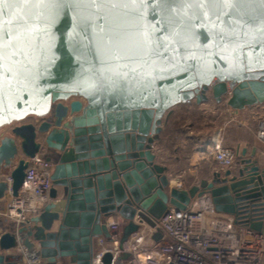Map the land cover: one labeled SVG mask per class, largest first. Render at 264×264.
Segmentation results:
<instances>
[{
  "label": "water",
  "instance_id": "water-1",
  "mask_svg": "<svg viewBox=\"0 0 264 264\" xmlns=\"http://www.w3.org/2000/svg\"><path fill=\"white\" fill-rule=\"evenodd\" d=\"M0 7L6 9L0 27L12 32L0 68V129L52 111L55 119L54 126H17L0 139V200L19 198L40 151L38 136L58 156L43 209L15 223L16 230L0 221V264H20V256L7 253L17 239L27 248L41 245L44 264H93L96 239L110 240L111 215L128 221L125 239L137 229L136 216L154 227L169 209L186 211L202 196L217 213L264 232L257 147L250 158L189 189L170 176L156 150L179 106L224 100L234 112L264 106L259 0L245 5L243 16L226 15L214 3L154 0ZM110 262L106 255L104 263Z\"/></svg>",
  "mask_w": 264,
  "mask_h": 264
},
{
  "label": "built area",
  "instance_id": "built-area-1",
  "mask_svg": "<svg viewBox=\"0 0 264 264\" xmlns=\"http://www.w3.org/2000/svg\"><path fill=\"white\" fill-rule=\"evenodd\" d=\"M259 122L256 143L264 152V107ZM210 154L223 170L235 167L236 152L225 147L222 139L210 144ZM55 165L54 156L39 152L30 160L27 177L13 200L10 217L14 224L26 222L40 212L51 189L50 176ZM42 203V205H41ZM37 205L40 207L37 208ZM21 211V212H20ZM128 221L117 214L106 219L110 240L98 238L93 247V264H105L110 255V264H263L264 232H255L235 222L229 215L214 210L209 196L198 197L186 211L169 209L154 227L136 216L135 231H128L123 239V230ZM161 235L159 241L156 235ZM7 253L21 257L20 264H44L39 244L24 247L21 240ZM126 255L127 258H122ZM57 264H71L59 261Z\"/></svg>",
  "mask_w": 264,
  "mask_h": 264
},
{
  "label": "crops",
  "instance_id": "crops-1",
  "mask_svg": "<svg viewBox=\"0 0 264 264\" xmlns=\"http://www.w3.org/2000/svg\"><path fill=\"white\" fill-rule=\"evenodd\" d=\"M210 106L212 109H209V112H207L210 113V116L215 115L216 110L221 114L223 113L221 115V119L224 120L221 121L222 124L206 121L203 125L197 126L201 130L195 133L189 132L186 126L184 134L181 137L185 138L183 144L185 146L189 145L190 148H186L182 144H176L174 149L179 147V149L181 148V152L180 154L179 152L178 154L172 153V157L167 155V153L165 154V150L156 147L160 161L169 168L170 176L176 181L178 180L179 182L177 183L181 184L185 189L191 188L200 179L209 177L212 172L225 171L219 167L214 157L210 154L209 148L211 147V143L221 138L223 145H227V143L234 145L237 149V163L250 158V150L256 143V134L259 122L263 118L262 111L264 106L253 107L242 112H234L229 108L224 109L214 103H210ZM181 108H191L197 111L208 110V108L203 110V106H197L195 103L190 106L178 107V109ZM210 120L212 121L213 119ZM166 133L167 129L165 130V135ZM246 149L248 150L247 154L243 155V150ZM258 157L261 167L264 168V152L260 151ZM13 200L10 195H6L4 199L0 200V221L6 223L8 227L10 226L12 230H16V225L13 223V218L17 219L16 215L14 214L12 218H9ZM48 202L49 199L47 196L43 205L45 206ZM38 207L40 205H37ZM6 236L10 237L11 240H16L15 236L10 233H7Z\"/></svg>",
  "mask_w": 264,
  "mask_h": 264
},
{
  "label": "snow or ice",
  "instance_id": "snow-or-ice-1",
  "mask_svg": "<svg viewBox=\"0 0 264 264\" xmlns=\"http://www.w3.org/2000/svg\"><path fill=\"white\" fill-rule=\"evenodd\" d=\"M6 2L11 3H31V4H58L61 2V0H0V5H3ZM76 2H79V0H76ZM89 3H96L97 0H87ZM110 2L115 3H123L125 5H143L145 3L150 2V0H110ZM155 3L161 4V3H192V2H198L201 5L206 3H214L217 5H221L223 7H226L228 9V12L225 14H233V15H240L243 16L244 12L242 9L245 5H249L253 2V0H154ZM259 3L261 5H264V0H259ZM6 14V9L3 7H0V17L4 16ZM22 27L23 25H19ZM7 37V40L12 39V32L6 31L3 27H0V68L3 67V60L5 57V39ZM15 55H19V53H15ZM0 75H3V73H0Z\"/></svg>",
  "mask_w": 264,
  "mask_h": 264
},
{
  "label": "trees",
  "instance_id": "trees-1",
  "mask_svg": "<svg viewBox=\"0 0 264 264\" xmlns=\"http://www.w3.org/2000/svg\"><path fill=\"white\" fill-rule=\"evenodd\" d=\"M214 104L217 106L223 107L224 109L228 108L226 106L225 100H224V102H222V104H216L215 102H214ZM183 111H184L183 109H178V107H177L175 109V112L173 113V115L170 117V119L168 121V125L166 127L167 133H166V135H163V140L158 146V147H160V149L167 150L171 145L175 146L176 144H181V142L183 143V140L185 138H182L181 135L184 134L185 128L188 125L187 124L188 119L190 118V117H188L190 114H187ZM224 146L231 148L235 152L237 150L236 147L234 145H232L231 143H227V145L224 144ZM188 148H190L189 145H188ZM176 149H170V150L174 154H178V152L180 154L181 148L179 149V147H178ZM62 261L69 262L68 260H62Z\"/></svg>",
  "mask_w": 264,
  "mask_h": 264
},
{
  "label": "rangeland",
  "instance_id": "rangeland-1",
  "mask_svg": "<svg viewBox=\"0 0 264 264\" xmlns=\"http://www.w3.org/2000/svg\"><path fill=\"white\" fill-rule=\"evenodd\" d=\"M201 106H203V108H204L203 110H206L207 108H208V110L207 111H197V110L191 109V108H181L184 110L183 112L190 114L188 116L190 118L188 119V123H187L188 124L187 128L189 129V132H193V133H195L196 131L199 132L201 129H200V127H197V126L203 125L206 121L207 122H213L215 124H219L223 120V119H221V115L223 113L221 114L218 110H216L215 115L210 116V113H207V112H209V109H212L210 106V103L209 104H203ZM180 107H182V106H180ZM209 117H213V118H209ZM210 119H213V120L211 121ZM184 141H185V139L183 140V142ZM181 144L183 146H185L182 142H181ZM175 147L176 146L171 145L167 150H165L166 151L165 154L167 153V155L172 157L173 154H172L170 149H174ZM185 147L188 148V145H186ZM263 264H264V262H263Z\"/></svg>",
  "mask_w": 264,
  "mask_h": 264
},
{
  "label": "flooded vegetation",
  "instance_id": "flooded-vegetation-1",
  "mask_svg": "<svg viewBox=\"0 0 264 264\" xmlns=\"http://www.w3.org/2000/svg\"><path fill=\"white\" fill-rule=\"evenodd\" d=\"M83 101V100H82ZM73 117L72 116H69V119H72ZM69 121V120H68ZM49 123V124H52L54 126L55 124V119H54V111L50 112L48 115L44 116V117H29L27 118L26 120H24L23 122H13L7 126H4L3 128L0 129V139L3 138L4 135H6L7 133H11L12 130L14 128H16L17 126H22V125H25V124H33L35 126H39L41 125L42 123ZM38 143L40 144V151L39 152H43V151H46V152H49L51 153L53 156H54V159H55V165H54V168L56 167L57 163H58V156L53 152L51 151L50 149H48L45 145V141L44 139L42 138V136H38V139H37ZM53 168V170H54ZM28 170V169H27ZM52 170V172H53ZM52 175V173H51ZM50 182H51V176H50ZM51 188H52V183H51ZM51 190V189H50ZM50 192V191H49ZM49 195V193H48ZM44 207V206H43ZM40 208V211L43 209Z\"/></svg>",
  "mask_w": 264,
  "mask_h": 264
},
{
  "label": "bare ground",
  "instance_id": "bare-ground-1",
  "mask_svg": "<svg viewBox=\"0 0 264 264\" xmlns=\"http://www.w3.org/2000/svg\"><path fill=\"white\" fill-rule=\"evenodd\" d=\"M177 182H179V181L177 180Z\"/></svg>",
  "mask_w": 264,
  "mask_h": 264
}]
</instances>
